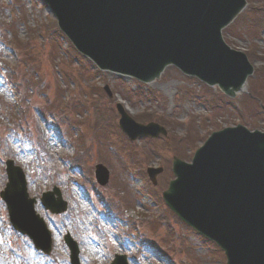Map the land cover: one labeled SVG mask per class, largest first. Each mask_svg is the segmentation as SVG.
Segmentation results:
<instances>
[{
  "label": "rangeland",
  "instance_id": "rangeland-1",
  "mask_svg": "<svg viewBox=\"0 0 264 264\" xmlns=\"http://www.w3.org/2000/svg\"><path fill=\"white\" fill-rule=\"evenodd\" d=\"M251 7L222 30L225 42L245 53L254 68L242 93L230 100L173 68L146 87L97 72L52 32L54 19L38 0H0V191L4 162L12 160L25 172L28 196L36 199L35 211L49 227L53 264H69L65 235L78 244L79 264H108L120 252L131 255L132 264H224L217 249L163 209L160 196L173 178L172 156L189 161L201 143L187 144L183 136L191 127L198 126L202 140L237 124L248 130L264 127V7ZM116 101L141 124L162 126L166 136L129 142L117 132ZM109 116L116 128L96 129L101 117ZM83 148L90 150L82 169L88 179L96 164L110 171L107 184L94 185L95 192L88 184L75 186L85 176L66 163ZM148 167L163 169L155 186L143 179L142 169ZM135 172L144 186L130 180ZM53 187L66 203L61 216L39 205V195ZM7 219L0 201V264H37L18 245L24 240L7 236L18 235Z\"/></svg>",
  "mask_w": 264,
  "mask_h": 264
},
{
  "label": "water",
  "instance_id": "water-1",
  "mask_svg": "<svg viewBox=\"0 0 264 264\" xmlns=\"http://www.w3.org/2000/svg\"><path fill=\"white\" fill-rule=\"evenodd\" d=\"M44 2L60 30L100 69L149 82L173 65L228 96L251 73L245 57L229 51L219 33L243 9L244 0ZM211 137L194 156V165L173 160L177 180L164 200L184 222L215 241L228 264H264V134L237 127ZM7 173L6 196L18 200L11 204V222L21 231L47 236L18 188L24 186L20 172L8 164Z\"/></svg>",
  "mask_w": 264,
  "mask_h": 264
},
{
  "label": "trees",
  "instance_id": "trees-1",
  "mask_svg": "<svg viewBox=\"0 0 264 264\" xmlns=\"http://www.w3.org/2000/svg\"><path fill=\"white\" fill-rule=\"evenodd\" d=\"M250 2H257L259 0H249ZM261 7H264V2H261Z\"/></svg>",
  "mask_w": 264,
  "mask_h": 264
}]
</instances>
